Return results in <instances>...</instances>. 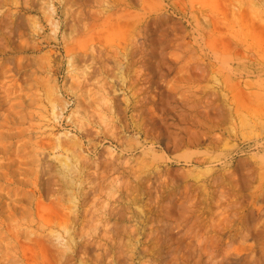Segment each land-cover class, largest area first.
<instances>
[{
  "label": "rangeland",
  "instance_id": "374dc122",
  "mask_svg": "<svg viewBox=\"0 0 264 264\" xmlns=\"http://www.w3.org/2000/svg\"><path fill=\"white\" fill-rule=\"evenodd\" d=\"M0 264H264V0H0Z\"/></svg>",
  "mask_w": 264,
  "mask_h": 264
}]
</instances>
